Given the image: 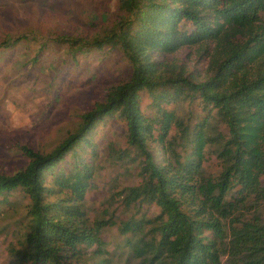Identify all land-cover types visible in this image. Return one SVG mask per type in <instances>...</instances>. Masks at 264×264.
<instances>
[{
	"label": "trees",
	"instance_id": "obj_1",
	"mask_svg": "<svg viewBox=\"0 0 264 264\" xmlns=\"http://www.w3.org/2000/svg\"><path fill=\"white\" fill-rule=\"evenodd\" d=\"M120 7L125 15L103 38L60 39L74 54L104 45L121 49L133 66L129 79L83 113L77 131L53 151L43 154L22 145L28 163L10 175L0 174V202L17 188L31 199L19 261L68 264L82 259L87 253L83 249L93 245L97 248L88 253L102 254L99 233L107 222L91 225L83 208L96 157L89 136L98 121L117 114L126 123L128 144L143 157L140 183L128 189L126 203H154L160 209L153 219L121 223L133 256L142 264H221L222 256L229 264H264L260 216L230 225L228 233L222 223L250 194L264 197L259 181L264 173V0H120ZM22 38L3 39L0 47L14 46ZM191 46H198L196 61H208L201 80V74L168 59ZM143 90L151 98V114L141 109ZM195 98L205 114L192 127L163 105ZM214 117L226 133L215 129ZM172 125L190 149L184 160L175 151V139H167ZM152 142L159 148L151 149ZM206 145L214 146L223 161L216 179L203 175ZM81 146H89L90 154ZM68 152V169L53 173ZM47 171L54 174L48 185ZM237 185L235 200L227 199Z\"/></svg>",
	"mask_w": 264,
	"mask_h": 264
},
{
	"label": "rangeland",
	"instance_id": "obj_2",
	"mask_svg": "<svg viewBox=\"0 0 264 264\" xmlns=\"http://www.w3.org/2000/svg\"><path fill=\"white\" fill-rule=\"evenodd\" d=\"M124 15L120 0H0V43L3 39L23 36L14 46L0 47V174L10 175L28 163L20 150L22 145L43 154L53 151L77 131L83 113L103 102L114 86L129 79L133 66L121 49L104 45L101 49L74 54L70 44L60 39L103 38ZM41 46L44 50L38 61L33 62ZM198 50V46L184 47L168 55V59L186 65L187 72L201 74L198 75L201 80L208 61L204 58L196 61ZM140 97L142 111L151 114V98L146 90L140 92ZM163 105L188 127L205 114L198 98ZM213 124L217 131L227 132L217 117ZM89 138L96 157L84 192L83 208L91 225L100 220L107 225L99 233L102 254H89L88 251L97 248L93 245L83 249L87 253L82 259L68 264H142L126 246L128 234H122L119 227L130 219H153L160 212L154 203L125 200L128 189L140 183L143 157L128 144L126 123L117 114L98 121ZM172 138L176 141L175 151L184 160L190 149L181 142L176 125H172L167 136ZM156 146L151 143V149L155 150ZM81 150L89 155L91 148L81 146ZM70 160L71 152H68L53 167V173L60 167L67 170ZM223 168L216 148L206 145L202 161L204 177L216 179ZM53 175L46 172V185L52 182ZM259 181L264 187V173ZM238 189L235 186L226 198L234 201ZM5 197L0 202V264H30L23 259L20 262L18 255L28 228L31 199L20 188ZM255 216L264 221V197L260 193L250 194L235 214L222 223L228 233L230 225L254 221ZM221 264H229L226 256H222Z\"/></svg>",
	"mask_w": 264,
	"mask_h": 264
}]
</instances>
